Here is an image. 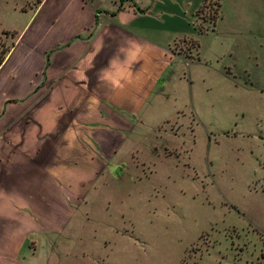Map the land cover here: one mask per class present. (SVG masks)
Instances as JSON below:
<instances>
[{
  "label": "rangeland",
  "instance_id": "rangeland-1",
  "mask_svg": "<svg viewBox=\"0 0 264 264\" xmlns=\"http://www.w3.org/2000/svg\"><path fill=\"white\" fill-rule=\"evenodd\" d=\"M156 5L160 42L189 36L170 45L188 111L135 126L110 173L65 205L60 264H264V0ZM13 36L0 27V56Z\"/></svg>",
  "mask_w": 264,
  "mask_h": 264
},
{
  "label": "crops",
  "instance_id": "crops-1",
  "mask_svg": "<svg viewBox=\"0 0 264 264\" xmlns=\"http://www.w3.org/2000/svg\"><path fill=\"white\" fill-rule=\"evenodd\" d=\"M156 2L0 6L11 13L0 27L14 30L0 56V264H60L65 205L110 173L135 126L188 111L175 102L170 45L189 36L157 39Z\"/></svg>",
  "mask_w": 264,
  "mask_h": 264
},
{
  "label": "trees",
  "instance_id": "trees-1",
  "mask_svg": "<svg viewBox=\"0 0 264 264\" xmlns=\"http://www.w3.org/2000/svg\"><path fill=\"white\" fill-rule=\"evenodd\" d=\"M218 4H219V2H216L215 6H214V10L210 16L211 24H214V22H216V8H217Z\"/></svg>",
  "mask_w": 264,
  "mask_h": 264
},
{
  "label": "clouds",
  "instance_id": "clouds-1",
  "mask_svg": "<svg viewBox=\"0 0 264 264\" xmlns=\"http://www.w3.org/2000/svg\"><path fill=\"white\" fill-rule=\"evenodd\" d=\"M113 84L116 86H119V82L118 81H113Z\"/></svg>",
  "mask_w": 264,
  "mask_h": 264
},
{
  "label": "water",
  "instance_id": "water-1",
  "mask_svg": "<svg viewBox=\"0 0 264 264\" xmlns=\"http://www.w3.org/2000/svg\"><path fill=\"white\" fill-rule=\"evenodd\" d=\"M118 169H119V167L117 166V167L114 169V172H116Z\"/></svg>",
  "mask_w": 264,
  "mask_h": 264
}]
</instances>
